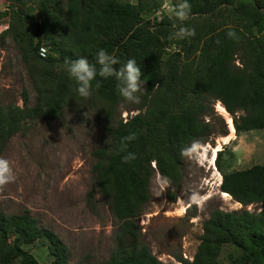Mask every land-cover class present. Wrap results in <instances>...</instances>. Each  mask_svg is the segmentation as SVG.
<instances>
[{"label":"trees","instance_id":"trees-1","mask_svg":"<svg viewBox=\"0 0 264 264\" xmlns=\"http://www.w3.org/2000/svg\"><path fill=\"white\" fill-rule=\"evenodd\" d=\"M6 1L19 9L36 4L34 31L24 22V9L22 14L11 16L7 30L21 28L14 36L23 38L33 58L38 98L29 107L23 91L21 107L0 106V151L18 132L62 113L67 97L76 93L66 62L84 57L95 63L98 50L105 49L122 63L134 58L141 67L145 91L134 106L138 113L124 123L115 115L122 102L115 90L116 81L102 80L98 89L93 82L92 95L102 107L105 134L102 146L94 152L95 179L89 197L100 195L121 223L123 235L139 238L134 220L149 199L154 172L150 164L153 162L161 175L175 176L183 160L180 150L207 142L213 134L203 120L212 113L213 102H220L229 114L236 134L264 129V0H188L191 22L187 27L194 28L196 34L190 37L192 41L178 43L180 48L166 59L163 56L175 22L165 17L157 23L144 20L141 0L134 4L123 0ZM62 3L66 14L63 27L58 29L50 16L61 13ZM228 14L236 18L237 26L224 24ZM229 28L235 30L239 41L227 36ZM63 33L68 39L66 46L53 37ZM48 40L53 41L47 43L52 45V54L43 58L37 51ZM157 84L160 87L154 89ZM130 133L136 134L128 145L135 159L124 163L122 157L127 153L119 152V145ZM223 152L218 151L215 158L221 173L220 190L242 207L262 204L263 209L252 213L211 211L192 261L177 259L181 264H219L223 245L233 249L228 264H264L260 263L264 244L259 240L264 234V165L224 172ZM36 241L53 257L50 264H67L65 245L54 233L40 228L28 211L11 216L0 211V264H40L21 247ZM101 264L171 263L159 262L138 239L132 253L112 256Z\"/></svg>","mask_w":264,"mask_h":264},{"label":"rangeland","instance_id":"rangeland-1","mask_svg":"<svg viewBox=\"0 0 264 264\" xmlns=\"http://www.w3.org/2000/svg\"><path fill=\"white\" fill-rule=\"evenodd\" d=\"M123 2L134 4L136 0ZM168 2L171 7L180 0ZM162 3L163 0H141L144 20L157 23L165 17L176 22L169 12L161 10ZM35 5L19 9L6 0H0L2 107H21L23 91L27 94L29 107L34 106L38 98L33 58L28 55L23 38L14 36L21 28L15 27L12 32L7 30L12 22L11 16L15 12L22 14L23 9L27 16L24 22L33 30L37 21ZM60 9L61 13L50 16L51 24H56L58 29L63 27L65 3ZM224 17V24L230 27L238 25L232 15ZM188 22L191 21H185L186 26ZM192 24L194 26L195 22ZM254 35L257 36L256 31ZM53 37L63 46L68 43L64 33ZM192 39L171 40L163 58L177 51L180 48L178 43L183 45ZM52 42L41 43L38 54L43 58L51 55L52 45L47 43ZM235 64L239 66L240 63L237 60ZM66 100L59 117L37 121L24 132L12 136L2 147L0 157L10 161L16 179L0 189V211L8 216L28 211L40 228L54 233L65 245L67 264H101L112 256L130 254L138 239L161 263L181 264L177 259L190 262L211 211L239 213L247 210L252 213L263 209L262 204L242 207L224 197V192L220 191L221 173L215 169L214 149L221 146L219 151L224 150V172L264 165V129L232 133L227 123L228 116L218 107L220 102H213L212 113L203 117L204 122L212 127L213 134L207 142L190 146L197 152V159L183 158L175 176L161 175L155 164H150L154 172L148 186L149 199L134 220L139 238L123 235L121 223L114 218L100 195L95 193L89 197L95 179L92 171L94 152L102 146L105 134V124L100 115L102 107L95 102L93 95L83 99L74 93ZM135 105L120 102L115 110L116 117L126 122L138 113ZM224 131L225 136L222 135ZM13 238H9L10 245ZM259 240L264 244V234ZM21 247L40 264H50L53 260L40 241L22 244ZM232 251L230 245H223L217 258L219 264H228ZM263 262L264 257L260 263Z\"/></svg>","mask_w":264,"mask_h":264},{"label":"clouds","instance_id":"clouds-1","mask_svg":"<svg viewBox=\"0 0 264 264\" xmlns=\"http://www.w3.org/2000/svg\"><path fill=\"white\" fill-rule=\"evenodd\" d=\"M161 10L169 12L176 21L172 25L174 31L170 33L169 40H183L195 36V29L185 25V21L189 19L191 13V5L188 0H180L179 3L171 7L168 0H163ZM159 14L160 12L158 11L157 15ZM227 36L236 41L240 39L235 30L231 28L227 31ZM94 59L95 63H90L89 59L84 57L72 62H66L69 65L67 69L68 76L74 81V91L80 98L88 99L91 97L94 81L95 88L98 89L101 86L102 80L113 78L116 81L115 90L123 103L139 104L141 102V94L145 91V81L141 79V67L134 58H130L122 63L115 54H109L107 50L99 49ZM97 77L101 79L98 80ZM159 87L160 85L157 84L154 89ZM77 102L79 103L78 100ZM135 139L136 134L130 133L120 141L119 152L127 153L122 157L124 163L135 159V155L128 152L129 143ZM180 155L182 158L197 159V152L191 147L182 148ZM15 179L14 169L10 161L0 157V189L14 182Z\"/></svg>","mask_w":264,"mask_h":264},{"label":"bare ground","instance_id":"bare-ground-1","mask_svg":"<svg viewBox=\"0 0 264 264\" xmlns=\"http://www.w3.org/2000/svg\"><path fill=\"white\" fill-rule=\"evenodd\" d=\"M219 109H220V111L224 114V115H227L228 116V118H227V123H228V125L230 126V128H231V130H232V133H234L235 132V130H234V127H233V124H232V120H231V117L228 115V113L226 112V110L223 108V106L221 105V103H219ZM226 138H228V137H226ZM220 147L221 146H218V147H216V149H214V157H216V154H217V152L220 150ZM215 169H216V167H215ZM217 170V169H216ZM218 171V170H217ZM220 177H221V175H220ZM220 183H221V180H220ZM223 193V192H222ZM223 195H224V197H228L229 199H231V200H233L232 198H231V196L230 195H228L227 193H223ZM236 204L237 205H239V206H241L239 203H237L236 202Z\"/></svg>","mask_w":264,"mask_h":264},{"label":"water","instance_id":"water-1","mask_svg":"<svg viewBox=\"0 0 264 264\" xmlns=\"http://www.w3.org/2000/svg\"><path fill=\"white\" fill-rule=\"evenodd\" d=\"M222 192V191H221Z\"/></svg>","mask_w":264,"mask_h":264}]
</instances>
